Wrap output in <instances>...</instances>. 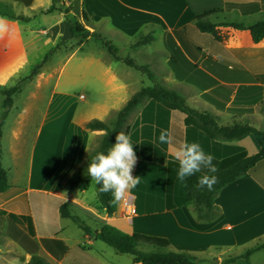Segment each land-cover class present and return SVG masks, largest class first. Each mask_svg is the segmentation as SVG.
Returning a JSON list of instances; mask_svg holds the SVG:
<instances>
[{
	"label": "crops",
	"instance_id": "0c3cea01",
	"mask_svg": "<svg viewBox=\"0 0 264 264\" xmlns=\"http://www.w3.org/2000/svg\"><path fill=\"white\" fill-rule=\"evenodd\" d=\"M5 1H10L14 7L22 4L20 12L25 15V11L29 10L32 14L25 15L30 18L27 22L0 18L6 24V30L0 35V86L10 85L13 78L30 65L32 49L38 51L41 44L56 46L72 37L71 24L64 15L58 10L51 12L52 1H48L45 7L38 4L39 0ZM82 1L92 20L88 27L91 32L104 34L103 28L98 31L96 26L106 19L110 21L113 33L132 39L144 35L149 26H156L167 34L177 28L185 31L187 26H194V14L224 9L228 3L236 8L225 13H236L241 20L248 21L257 16L253 14L252 6L242 7L241 3L234 0H91L97 5L95 12L88 8L90 0ZM180 1L182 10L175 11L174 4ZM60 2L67 3L64 0ZM155 5H159L160 10ZM106 7L112 12H107ZM39 15H45L50 20L49 30L38 32L47 38L45 41L29 27ZM196 33L201 37L202 34L197 30ZM229 34L231 40L227 50L232 58L226 59L240 64L252 77L244 73L239 78L226 79L206 71V76L198 77L195 84L193 82L191 85L190 82L177 80L171 70L174 86L168 88L177 89L189 106L216 115L222 124L249 118L256 120L252 126L260 130V125H264V112L257 107L259 104L264 105V94L258 97L255 92L258 87H264V82L259 83L254 78L264 76V72L258 70L261 67L258 51L264 50V41L254 44L248 31L232 30ZM89 39L74 48L56 78L52 76L54 81L51 92L42 97L35 93L27 95L26 99L30 101L15 115L16 124L12 133L14 146L10 152L13 170L5 167L4 151L2 156L10 188L0 194V239H11L23 247L29 257L28 262L33 256L28 249L34 244L37 255H43L52 264H134L132 257L122 262L124 259L116 253L111 260L106 258L108 250L98 247L95 237L85 234L79 228L80 240L73 241L68 224L77 225L60 214V208L66 205L72 215L80 217L94 231H98L103 224H109L128 234L166 238L175 253L191 254L199 264H212L213 260L214 264H223L226 258L232 257L228 253L235 252L234 257L240 256L249 249V245L263 240L264 162L253 175L239 178L221 190L215 200L219 215L210 222L199 218L193 203L170 208L179 198L181 181L177 179L179 164L170 155L168 148L170 162L167 160L164 164L168 169L167 174L160 171L159 165L137 156L132 174L139 177L140 182L130 191L125 201L117 204L112 216L108 215L100 203L96 185L91 186V181L82 188H69L68 178L75 173L87 171L89 153L93 147L98 146L106 133L88 130L86 124L100 120L111 127L117 119L107 123L106 118L112 114L117 118L121 109L138 92L132 80L134 75L131 68L117 60L107 49L84 53L74 62L90 43ZM176 41L185 51L178 39ZM208 41L210 47L217 44L211 39ZM251 44L252 47L245 46ZM186 55L193 61L191 56ZM210 58L207 57L204 62ZM215 59L213 62L219 64V59ZM73 62V67L67 71L68 65ZM154 79L161 82L157 76ZM77 90L81 93L75 92ZM3 101L2 96L0 108ZM143 111L144 107H140V116ZM67 112L69 119H66ZM30 117H36L32 122L35 128L32 131L28 123L25 132L24 123ZM184 120L182 113H170L168 130L176 145L185 142ZM141 142V139L132 142L133 147L141 146ZM208 145L215 151L224 152L230 148V154L246 152L249 156L264 148V144L259 145L252 137L221 141L218 144L210 142ZM128 205L136 208V215L130 216L126 212ZM42 239L62 240L68 247L67 254L61 260H56L44 249ZM242 248L247 249L244 252L233 250ZM261 254L264 255V249L251 256V264H264V257L260 262H255ZM5 258L10 260L8 264H16L18 261L12 257ZM229 264L247 262L240 258Z\"/></svg>",
	"mask_w": 264,
	"mask_h": 264
},
{
	"label": "trees",
	"instance_id": "16d2710c",
	"mask_svg": "<svg viewBox=\"0 0 264 264\" xmlns=\"http://www.w3.org/2000/svg\"><path fill=\"white\" fill-rule=\"evenodd\" d=\"M52 2L53 8L51 12L55 10L60 11L64 15V18L71 24L72 37L69 40L63 41L61 43L62 45L70 41H75L76 48L85 43L89 38H93L117 60L123 61L127 66L146 74L150 80L154 82L153 86L142 88L127 102L118 113L117 121L113 129L100 120H92L86 124V129L88 130H101L106 132L96 154L98 152L106 153L108 149L114 145L116 135L123 131L130 137L131 142H139L141 139V146L136 147L139 151L138 153L135 152L137 156L159 165L160 171L167 174L168 169L164 167V164L167 160L170 162L167 154L168 146L166 144H161L158 137L161 130L169 131L170 113L174 111L182 113L185 116V142H197L206 153L213 155V163L218 171L216 173H210L206 168H202L200 172L186 178L185 181H181L179 198L170 208L193 203L196 206L200 219L209 222L213 221L218 217L220 212L215 203L218 194L222 189L236 182L239 178L253 175L257 171L259 165L264 162V148L251 156L246 152L233 155L229 153L230 148H227V151L224 152L215 151L209 147L208 143L215 142L218 144V142L221 141L229 142L241 140L246 137H253L258 143H262L264 142V131L253 127L247 121H234L232 124L222 125L220 119L216 115L210 112L193 109L188 105L184 96L156 82L152 72L147 66H139L134 61L121 57L117 48L103 33L91 32L88 27L91 26L92 20L86 12L82 0H69V7L66 9L57 8V3H60V0H52ZM262 2L264 3V0ZM234 8H236L235 5L228 3L224 9H214L199 15L194 14L193 24L195 29L199 33L210 35L214 40L213 42L218 45H221L226 39V36L223 34L224 29L248 31L254 44L263 42L264 19L251 25H247L242 21L224 22L221 24L210 21V17L223 14L227 11L230 12ZM71 14L73 15L72 17L70 16ZM0 18L20 22H27L30 20V18L25 15H16L7 10H0ZM154 39L152 33L141 35L133 44L132 48L149 45ZM176 39H178L186 52L178 46ZM167 42L173 55L169 64L176 73L177 78L181 81L195 83L196 79H194V75L190 73L194 66H191V61L186 54L191 56L193 60H197L199 56L196 51L200 49L194 51L191 40L185 36V31L180 28L174 29L173 32L168 35ZM59 47L58 45L55 49L48 52L43 62L38 64L28 76L23 78V80L16 85L12 87L0 86V95L4 97L2 105L3 111L0 115V194L5 193L10 188L8 173L2 164V129L9 112L14 106V97L20 91L21 83L24 80H32L34 76L39 73V69H41L43 64L47 62L49 56H51L55 50L59 49ZM227 56L232 58L228 53ZM225 62L227 66H229L232 61L226 59ZM234 66L238 68L239 65L235 64ZM202 75L206 76L204 73ZM254 80L263 83L264 76H257ZM145 101H147L148 104L141 114L140 121H137L133 125H128L125 128L129 116ZM225 106L226 104L223 105V108H225ZM203 175H215L218 177V182L211 191L206 187L200 188L198 186L199 178ZM89 181H91V178L88 176L87 171H85L84 173H75L71 175L67 180V184L70 189H76L82 188L83 185ZM96 191L100 203L106 209L108 215L112 216L116 212L117 203L112 202L111 193H102L99 185H96ZM60 214L64 218L71 219L85 234L94 236L96 240L104 242L117 253L130 255L133 258L134 264H196V258L191 254L169 251L171 243L166 238L139 233L128 234L109 224H103L98 231H94L80 217L72 215L66 205L60 208ZM20 241L21 243L24 242L22 240ZM42 245L56 260H61L68 251V247L59 239H42ZM146 247H151L154 251H144ZM263 249L264 242L247 249L240 256L229 257L225 261V264L235 262L240 258L246 260L247 264H251V256ZM28 250L33 256L27 264H52L41 255H37L36 245L33 244Z\"/></svg>",
	"mask_w": 264,
	"mask_h": 264
},
{
	"label": "rangeland",
	"instance_id": "374dc122",
	"mask_svg": "<svg viewBox=\"0 0 264 264\" xmlns=\"http://www.w3.org/2000/svg\"><path fill=\"white\" fill-rule=\"evenodd\" d=\"M48 1L51 2L52 0H39L38 4H42V6L45 7L48 4ZM64 1L67 3H64V4H62V2L57 3L58 8L66 9L67 7H69V3H68L69 0H64ZM262 1L263 0H234V2L241 3L242 7L243 6H247V7L252 6L251 8L253 10V14L256 13L257 16L253 19H250L249 21L248 20H241V17H239V15H237L236 13L217 14V15L210 17V21L213 23H216V24H221L224 22L242 21L247 25H251V24H253L259 20L264 19V3ZM181 3L182 2L180 1V3L174 4L175 6L173 7V9H175V11L178 10L179 12H181V10H182V4ZM0 4H1V6H0L1 11L7 10L8 12H12L16 15H21V14L24 15L23 12H20L21 11L20 6H23L22 4H20L17 7H14L10 4V1H5V0H0ZM96 6L97 5L95 3H93L91 0L88 2V8L92 12H95L94 8H96ZM146 6L153 7V5H150V4L149 5L146 4ZM155 6L158 10H160L159 5H155ZM177 6H178V8H177ZM107 8L108 7H106V9ZM25 12H26L25 13L26 16H31V14H32L29 10H26ZM107 12L111 13L112 11L110 9H107ZM238 14H239V12H238ZM70 16L72 17L73 15L71 14ZM97 25L99 26V27L96 26L97 30L99 31L100 28H103V30L105 31L104 35L109 40H111L113 45L119 51V54L121 57L128 58V59L134 61L139 66H147L150 69V71L152 72L153 77H156V76L159 77L161 79L162 83L158 82L157 79H155V81L158 82L159 84L163 85L164 87L168 88L169 86H174L173 85V79H172L173 74L170 72L171 70L173 71V69L171 68V66L169 64L170 60L173 58L172 52H171V50L168 46V42H167V37L169 34H167L165 31H163L162 29H159L156 26H149L148 29L146 31H144V35L152 33L154 38H155L154 41L149 45H143V46H140L137 48H132V46L135 43V41L137 40V38L132 39V38H129L127 36L125 37V36H121V35L113 33L112 29L110 27V21H108L106 19L102 20V22L101 23L99 22ZM49 26H50V20H49V18H46L45 15L37 16V18H34L32 20V22L29 24V27L31 29H33L34 31H36L38 36L41 37L44 41L47 38L45 36H42L39 33L42 30H49ZM229 33H232V29H224L223 34L226 36L225 41L221 45L216 44L214 47L213 46L210 47L209 46L210 42L208 41V39H211V41H214L210 35L201 33L202 35H201V37H199L198 34L196 33V29L193 25H189L185 28V36L188 37L191 40V43L194 44L193 45L194 51L200 49L199 51H196L199 58L197 60L191 61V66L192 67L194 66V68L192 69V71L190 73L194 75V79L197 80L198 77L203 76L202 75L203 73L207 75L206 71L210 72L211 74H214V75H217L220 77H224L226 79L239 78L244 73L247 75H250L252 77V75L248 71L246 72V70L237 62L232 61L231 65L227 66V64L225 62L226 58L229 57V56H227V53L229 55H231L229 53V51L227 50L228 49L227 46L230 44V40H231ZM140 35H142V34H140ZM194 38H196L197 41L194 40ZM89 41H90V43L85 48L84 52L80 53L75 58L74 62L76 61V59L81 58L84 53H87V52L89 53L93 50L103 48L101 46V44L98 43L95 39L91 38V39H89ZM61 43L62 42L58 43L56 46H52L51 44H49V45L41 44L40 49L38 51H36V50L34 51L32 49L31 55H30L31 56L30 57V59H31L30 65H28L23 71L18 73V75L13 78V82L10 83V85L6 86V87H12V86L16 85L17 83H19L21 80H23V78L28 76L30 74V72L38 64H41L43 62V60L46 57V55L48 54V52L55 49L58 45L60 46L59 49L55 50V52L53 54H51V56H49L47 62L45 64H43L41 69H39V73L37 75H35L32 80H24L21 83L20 91L14 97V106H13L12 110L9 112V115H8V117L5 121V124L3 126V129H2L3 130L2 148L4 151V155H5L4 156V164L8 170H13L12 169L13 166L11 164V153L10 152L14 146L12 133H13V130H14L15 124H16L15 120H14L16 113L18 112V110H21L27 102L30 101V100L28 101V99H26L27 95H31V94L35 93V94L41 95L40 97H42L43 94L48 95L51 92V90L53 88V81H54V78H52V76H55V78H56L59 70L62 68V66L65 64V62L68 60L71 52L74 50L75 45H76L75 41H70L65 45H62ZM252 45L253 44H251V46L250 45H245V46L252 47ZM258 52H259V54H258L259 58L261 59V63H260L261 67L258 70H261L264 72V50H259ZM207 57H211V59L208 60L207 62H204V60ZM215 58L219 59V64H216L213 62L216 60ZM229 58H231V57H229ZM212 59H214V60H212ZM177 61H178V59H177ZM74 62L72 64L68 65L67 71H69L73 67ZM232 63H234V64H232ZM235 64L239 65L238 68H236L234 66ZM195 66L198 68V70ZM129 68H131V67H129ZM131 71L133 72V75H134L132 80H133V82L136 83V88L138 91L141 90L142 88L151 87L154 85V82H152L146 74H143L142 72H139L133 68H131ZM174 75H175L176 79L179 80L177 78L175 72H174ZM255 77H257V76H255ZM251 82L254 83L253 80ZM189 84H191V83H189ZM169 89H171V88H169ZM172 90H175L176 92L179 93V91L177 89H172ZM75 92H77L79 94L81 93L80 90H77ZM255 93L258 95V97H261L264 94V87H261V86L258 87ZM0 99H2L1 95H0ZM42 101L43 100H40L39 102H42ZM147 104H148L147 101L143 102L129 116L128 120L126 121L125 128L128 125H133L137 121H140L141 116L139 114V108L140 107L145 108L147 106ZM257 108L261 112H264V105L259 104ZM2 111H3V109L1 107L0 108V115H1ZM69 117H70V115L67 112L66 119H69ZM35 119H36V117H34V118L30 117L29 120H25L24 131L27 129L28 123L31 126L33 125L32 122L35 121ZM115 119H117L116 115L112 114V115H110V117L106 118V122L111 123ZM234 121H236V120H234ZM239 121H247L250 123V125H253L254 122H256L255 119H249V118L244 119V120H239ZM252 122H253V124H252ZM115 124H116V122H115ZM115 124L112 125L110 128L113 129L115 127ZM222 125H225V124H222ZM260 127L262 128L260 130L264 131V129H263L264 125L261 124ZM34 128H35V126H32L31 130L33 131ZM32 134L33 133H31V135ZM100 143H101V141H100ZM100 143L98 144V146L93 147L91 149L89 156H88V162H90L91 158L95 156L96 151L98 150ZM258 144L263 145L264 142L258 143ZM133 148H134V151L136 153L139 152L135 148V145ZM29 149L26 148V150H29ZM10 173H13V172L10 171ZM11 179H12L11 181H13V178H11ZM90 185L95 187L96 184L92 183V180H91ZM68 225H69L68 230L70 231L69 235L72 238V240L73 241L80 240L79 235L81 232L78 229V227L73 225V224H68ZM263 242H264V239L260 240L258 242L255 241L254 243L249 245V247H247V248H250V246H255V245H257L259 243H263ZM96 245H98V247H101V248L108 250V254H107L106 258L108 257V258H110V260L113 257L114 253L120 255V257H122L124 259V260H122V262L129 261V259L131 258L130 255L117 253L113 248H111L110 246H108L107 244H105L104 242H102L100 240H97ZM246 249L242 248V249H233V250L244 252ZM144 251L152 252V251H154V249L151 247H146V248H144ZM169 251L174 252L172 248H170ZM234 253L235 252H231V253H228V255L233 256ZM41 256H43V255H41ZM5 257L16 258L18 260L16 262V264H27V262H28L27 261L28 256L26 255L23 247L12 242L11 239H0V264H8L10 262V260L8 258H5ZM263 257H264L263 254L257 256L255 262H258V261L260 262L263 259ZM28 259H29V257H28ZM227 259L228 258H226L223 261V264H225V261ZM214 263H215V260L212 261V264H214ZM196 264H199L197 262V260H196Z\"/></svg>",
	"mask_w": 264,
	"mask_h": 264
},
{
	"label": "clouds",
	"instance_id": "9594fccd",
	"mask_svg": "<svg viewBox=\"0 0 264 264\" xmlns=\"http://www.w3.org/2000/svg\"><path fill=\"white\" fill-rule=\"evenodd\" d=\"M5 30L6 24L0 19V35ZM158 140L168 146V152L178 162L177 179L180 181H185L202 168H206L210 173L218 171L213 163L214 156L206 153L199 143L182 142L176 145L167 130L160 131ZM137 160L130 137L121 131L116 135L114 145L106 153L98 152L91 158L87 174L92 183L100 186L102 193H111L112 202L118 204L125 201L130 191L140 182V178L132 174ZM217 182V176L203 175L199 178L198 186L211 191Z\"/></svg>",
	"mask_w": 264,
	"mask_h": 264
},
{
	"label": "built area",
	"instance_id": "2783aa9c",
	"mask_svg": "<svg viewBox=\"0 0 264 264\" xmlns=\"http://www.w3.org/2000/svg\"><path fill=\"white\" fill-rule=\"evenodd\" d=\"M130 216L136 215L137 211L136 208L133 206L128 205V209L126 211Z\"/></svg>",
	"mask_w": 264,
	"mask_h": 264
}]
</instances>
